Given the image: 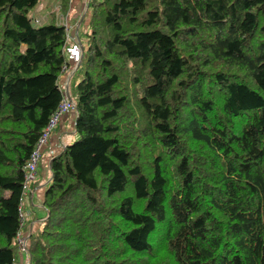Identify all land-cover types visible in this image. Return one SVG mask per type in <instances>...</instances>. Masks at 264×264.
<instances>
[{
    "label": "trees",
    "instance_id": "obj_1",
    "mask_svg": "<svg viewBox=\"0 0 264 264\" xmlns=\"http://www.w3.org/2000/svg\"><path fill=\"white\" fill-rule=\"evenodd\" d=\"M0 0V264L62 92L64 27ZM68 0H59L65 12ZM76 139L28 264H264V0H89Z\"/></svg>",
    "mask_w": 264,
    "mask_h": 264
},
{
    "label": "crops",
    "instance_id": "obj_2",
    "mask_svg": "<svg viewBox=\"0 0 264 264\" xmlns=\"http://www.w3.org/2000/svg\"><path fill=\"white\" fill-rule=\"evenodd\" d=\"M88 2L89 0H68L65 12L60 13L59 0H46L45 7L40 8L37 13L34 14L35 18H33V20L38 21V25L46 24L50 13L54 12L58 23L64 27V33L68 36L64 46L66 47L71 43L77 42L81 47V60L79 64L75 67L70 62H67V69L70 70L75 67L74 72L71 75L68 72H63L59 75L57 80L62 95H65L74 105L75 98L72 97L71 81L76 72L81 69L84 47L82 46L79 33L82 32L85 34L87 31ZM74 119V109L60 115L58 123L47 137L46 144L40 148V155L33 179L27 183V192L21 196L19 212L22 219V227L18 234L25 239V245L29 236L41 229L42 223L46 217L41 201L43 192L50 178L48 162L75 138ZM24 255V253L20 255L19 263H21L22 256Z\"/></svg>",
    "mask_w": 264,
    "mask_h": 264
},
{
    "label": "built area",
    "instance_id": "obj_3",
    "mask_svg": "<svg viewBox=\"0 0 264 264\" xmlns=\"http://www.w3.org/2000/svg\"><path fill=\"white\" fill-rule=\"evenodd\" d=\"M32 23L34 25H38V21L33 20ZM68 36L65 34V41H67ZM65 59L67 62H70L73 66H77L81 60V47L77 42L71 43L69 46H64L63 48ZM74 67V69H75ZM74 69H67L63 68L64 72H68L70 75L74 72ZM74 109V104L65 96L63 95L62 100L60 101L59 105L50 116L43 132L37 139L33 150L31 151L28 160L26 161L24 168H23V184H22V194L27 192V183L33 179L35 169L37 166V162L39 159V151L42 146L46 144L47 137L50 131L56 126L58 123V119L61 114ZM15 242L17 248L20 252L26 255L25 251V239L21 237L19 234L16 235ZM24 264H28V257L26 256Z\"/></svg>",
    "mask_w": 264,
    "mask_h": 264
},
{
    "label": "rangeland",
    "instance_id": "obj_4",
    "mask_svg": "<svg viewBox=\"0 0 264 264\" xmlns=\"http://www.w3.org/2000/svg\"><path fill=\"white\" fill-rule=\"evenodd\" d=\"M46 3V0H39V4L38 6L32 11V13L30 14V17L31 19L33 20L34 17V14L37 13V11L40 9V8H43L45 7V4ZM60 13H62V10H60ZM79 37H80V40H81V43H82V46L85 47L86 46V40H85V34L80 32L79 33ZM81 78V69L78 70L76 72V74L74 75V78L72 79L71 81V91H72V97L75 98L76 97V94H75V86L77 84V82L79 81V79ZM76 139V136L73 140ZM19 251V249L15 246V249H14V252H13V255H14V262L12 264H24V261H25V255L22 256V260H21V263H19V260H20V255H23V253H21Z\"/></svg>",
    "mask_w": 264,
    "mask_h": 264
}]
</instances>
